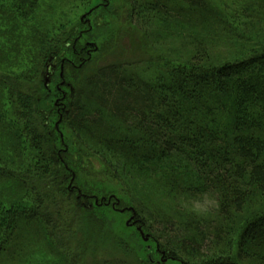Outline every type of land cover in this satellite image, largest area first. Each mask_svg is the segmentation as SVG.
<instances>
[{
  "label": "trees",
  "instance_id": "16d2710c",
  "mask_svg": "<svg viewBox=\"0 0 264 264\" xmlns=\"http://www.w3.org/2000/svg\"><path fill=\"white\" fill-rule=\"evenodd\" d=\"M41 1L0 0L1 49L24 65L0 71V264H150L74 186L56 111L122 189L166 191L162 205L131 198L164 259L264 264V0H123L125 42L107 49L83 44L80 23L40 29ZM204 195L214 206L196 211Z\"/></svg>",
  "mask_w": 264,
  "mask_h": 264
},
{
  "label": "rangeland",
  "instance_id": "374dc122",
  "mask_svg": "<svg viewBox=\"0 0 264 264\" xmlns=\"http://www.w3.org/2000/svg\"><path fill=\"white\" fill-rule=\"evenodd\" d=\"M126 14L127 6L123 0H42L36 16L40 18L38 21L40 29H46L47 31L56 27L67 29L71 24L80 23L79 32L83 35L81 38L83 44H94L97 47L107 49V44L112 43L120 47L125 42V38L120 36L121 33L118 35L116 33L127 29ZM42 19L43 24H41ZM92 35H94V38H90ZM172 44L174 46L176 43L169 41L164 47H161L165 51V55L169 56L168 50ZM147 50L150 53H148L147 63L142 67L141 72L149 77L155 72L154 69L157 65L153 63V60L157 58L156 52L159 50H152L150 47H147ZM22 53L23 50L20 58L23 57ZM137 53L140 52L137 50L136 55H139ZM10 55L3 50L0 52V71L7 73L21 72L24 69L22 68L24 66L23 62L19 61V58L10 57ZM46 67L48 68L46 74L49 77L54 64L46 65ZM47 85L49 86V83ZM65 90L66 88L63 87L61 92H66ZM57 114L56 116L51 115V126L55 127L56 134L59 137V149L71 152L74 157L73 162L78 165L74 182L76 189L93 195L97 201L106 204L105 219L111 224L113 234L127 241L135 249L141 260H148L150 264H180L175 260L164 259L163 254L157 253L153 242L145 241L142 238V233L140 236L136 234L139 230L134 222L135 214L133 213L131 198L134 196L138 201L144 199V201L149 200L151 205H162L167 201L162 199L166 198V191L159 188L157 182L154 181L153 183L152 178L147 179V181L141 179V183L138 181L135 193L133 192L134 189L130 191L122 189L116 181L105 173L104 167L100 165L97 157H92L88 151L75 142L71 133L63 125H59L60 117ZM3 140V137L0 138V143ZM2 149L3 147H0V151ZM32 160L28 156L25 158L27 164ZM154 179L157 178L154 176ZM168 201L172 203L170 199ZM213 206L214 201L209 195L198 197L191 202V207L199 212ZM45 261L43 258H37L30 264H45Z\"/></svg>",
  "mask_w": 264,
  "mask_h": 264
},
{
  "label": "water",
  "instance_id": "95a60500",
  "mask_svg": "<svg viewBox=\"0 0 264 264\" xmlns=\"http://www.w3.org/2000/svg\"><path fill=\"white\" fill-rule=\"evenodd\" d=\"M139 230V229H138ZM144 240L146 241L147 239L146 238H144Z\"/></svg>",
  "mask_w": 264,
  "mask_h": 264
}]
</instances>
